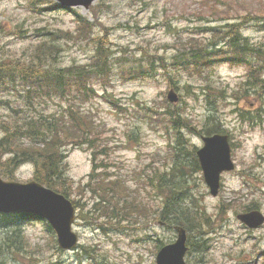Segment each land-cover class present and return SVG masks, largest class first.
<instances>
[{
    "label": "rangeland",
    "instance_id": "374dc122",
    "mask_svg": "<svg viewBox=\"0 0 264 264\" xmlns=\"http://www.w3.org/2000/svg\"><path fill=\"white\" fill-rule=\"evenodd\" d=\"M51 2L55 7L50 8ZM61 8L55 0H0V63L6 70L17 69L16 80L8 77L0 85V140L5 136L1 126H11L28 111L57 116L75 130V137L84 134L82 143L67 146L64 172L69 199L78 206L74 231L79 246L62 250L47 222L24 217L22 249L5 252L0 262L156 264L160 248L174 243L177 232L159 219L163 197L150 183L155 184L156 172H175L179 166L175 159L178 136L184 151L196 152L202 147L199 132L209 118H215L229 136L235 170L222 174L217 197L210 194L202 172L192 173L189 184L200 204L198 211L208 220L198 221L199 228L187 232L186 260L191 264H264V225L250 230L237 217L255 209L264 214L263 86H246L250 64L225 60L228 54L219 49L205 51L210 58L204 75L171 67L172 59L192 41L202 46L214 41L212 30L227 23L242 21L243 36L264 51V0H95L88 10ZM79 15L89 25L86 31L80 28ZM98 40L110 52L108 60L119 61L109 78L89 79L90 94L84 99H79L76 89L69 100L60 95L37 98L44 91H23L25 83L18 70L89 67L96 58ZM36 53L45 60L35 61ZM148 56L154 59L155 75H149L145 67ZM128 61L144 65L139 72H132L130 64L119 67ZM37 63L43 64L34 68L32 64ZM259 70L264 81V67ZM170 90L176 93L177 103L168 101ZM175 110L182 112L180 129L169 120L168 112ZM12 156L0 150V176H12V182L18 183L34 180L35 167L24 163L12 168ZM182 163L191 172V156ZM98 184L113 189L104 191ZM105 194L112 202H121V207L128 205L126 221L108 220L94 209ZM106 205L114 208L112 203ZM194 243L203 247L197 249Z\"/></svg>",
    "mask_w": 264,
    "mask_h": 264
},
{
    "label": "trees",
    "instance_id": "16d2710c",
    "mask_svg": "<svg viewBox=\"0 0 264 264\" xmlns=\"http://www.w3.org/2000/svg\"><path fill=\"white\" fill-rule=\"evenodd\" d=\"M51 4L52 7L50 8L55 7L54 2H51ZM78 19L80 28L83 29V31H86V27L89 26L86 23V20L80 15L78 16ZM243 19L248 18L244 17ZM252 21L255 22L257 19H253ZM243 27L242 21L227 23L223 27L212 30V32H214V41L204 44L203 46L196 41L194 43L192 41L189 47L185 49V52L180 51L172 59L171 67L175 68L177 71L181 69L183 71L186 70L192 72V70H194L196 74L200 73V75H204L207 69L206 60L210 58L205 51L219 49L218 52L228 54L225 60L238 64H250L251 70L245 85H248L250 88H256L258 84H261L263 90L264 81L261 79L259 70V68L262 69L264 67L263 47L255 46L248 38H245L242 34ZM99 41L100 40L97 41L99 49L97 50L96 58L89 63V67L81 68L69 66L64 69L54 70L47 68L44 71L31 73H29L26 68L18 70L21 74L20 79L25 83L23 91L31 90L32 94L33 91L35 93L44 91L43 95L38 93L37 98L47 95H60L62 98L69 100L70 96H73V92L76 89L79 99H84L86 95L90 94L88 90L90 86L89 79L98 77L109 78L113 69L117 66V61H119V59L108 60V53L110 52H107L106 47L102 43H99ZM221 47H225L227 51H224ZM43 52L45 51L43 50ZM40 59L45 60V56L36 53L34 60L39 61ZM148 59L149 62L145 66L148 68V74L155 75L156 65L154 59L149 56ZM43 63L32 64V66L38 68ZM161 63L163 70L167 71L168 67L165 62L161 60ZM129 64L130 66L132 65V72H139L141 66L144 65L143 63L141 64V62L128 61L119 67H122L123 69ZM139 64L141 65L137 68L136 65ZM13 69L14 68L6 70L0 63V85H5L8 77L13 81L16 80L13 76V72L17 71V69ZM87 72L91 73L87 74ZM261 85L259 87H261ZM246 86L243 92L244 95H246ZM208 88L214 91L212 86H208ZM217 90L221 92L223 91L222 89ZM32 94L28 97L31 98ZM25 96L27 97V95ZM37 98L34 99L36 100ZM14 112L18 113V111ZM22 112L27 111L22 110L21 113ZM28 112V114H21L18 121L10 122L11 126L8 123H4L1 126L5 132V136L0 140V150L6 151L7 154L14 155L9 159V165L12 168H18L24 163L32 164L35 167V181L69 198L71 193L66 186V179L64 178V172H66L65 161L67 159V146L73 147L82 143L81 139L84 134L75 137V130H73L68 123L60 121L57 116H46L41 113L37 115V113L31 111ZM168 115L171 124L174 125L176 129H180L179 124L181 123L179 118H182V112L178 110H175L174 112L169 111ZM72 120L76 125V119L74 118ZM209 122L210 123L207 127L199 132L200 134L213 135L217 133H225L224 129H222L223 127L215 118H209ZM19 137L28 138V144H19L15 142ZM76 140H78L77 143ZM177 143L179 147H177L175 159L178 160L176 164L179 166L173 169L175 172H156L154 174L155 184L150 183V186L155 189L154 191L157 195L163 197L162 206L159 209L160 213L158 214L159 219L170 228L179 225L185 228L187 232L191 233L199 228L198 221H202V219L208 220L205 213L201 210L198 211L200 204L195 202L196 198L194 197L192 187L189 184L192 173H201V168L196 157V152L189 153L183 150L184 145H181L183 144V139L180 135L177 138ZM190 156L192 158L191 172H186L181 165H183V160ZM179 177L182 179L178 180ZM3 178L7 181H14L12 176L8 177L4 175ZM98 185L99 189L104 191L107 189H113L108 188L107 186L104 187V184H102L103 186L101 184ZM115 190L118 192L119 189L115 188ZM107 193L108 192H106V194ZM119 193L121 195L125 194L122 190H120ZM106 194L102 197L101 201L96 203L94 209L103 212L104 217L108 220L123 219L126 221L128 218V205L124 204L125 207H121V202L116 200L112 202ZM107 203H112L114 208L111 209V207L106 205ZM73 204L75 208H78L76 203ZM249 208L252 207H248L247 209ZM135 210L136 209L133 208L132 212ZM23 218V216L18 217L12 214H0V237H3L0 240V256L13 249L17 251L22 249L20 234L23 232ZM28 218L30 217H25V219ZM46 226L49 232L54 233V230L49 224ZM101 227L102 226H100V228ZM193 246L197 249L203 247L199 243H194ZM82 249L86 250L85 248Z\"/></svg>",
    "mask_w": 264,
    "mask_h": 264
},
{
    "label": "water",
    "instance_id": "95a60500",
    "mask_svg": "<svg viewBox=\"0 0 264 264\" xmlns=\"http://www.w3.org/2000/svg\"><path fill=\"white\" fill-rule=\"evenodd\" d=\"M64 8L83 7L86 10L95 0H55ZM170 103H177L178 97L171 90ZM203 147L197 151L204 182L213 197H217L221 187L222 173L235 169L231 157L229 136L215 134L203 136ZM0 214L31 217L46 221L57 236L62 250L73 251L79 244V237L73 230L76 222V209L66 196L32 180L28 183L7 182L0 177ZM240 221L251 229L264 225V214L259 210L238 215ZM177 240L162 247L156 255V264H187V232L182 226H175Z\"/></svg>",
    "mask_w": 264,
    "mask_h": 264
}]
</instances>
